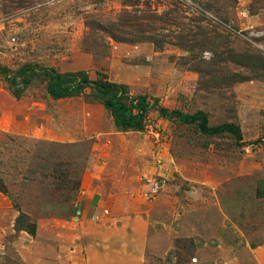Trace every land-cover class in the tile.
Here are the masks:
<instances>
[{
    "label": "rangeland",
    "instance_id": "374dc122",
    "mask_svg": "<svg viewBox=\"0 0 264 264\" xmlns=\"http://www.w3.org/2000/svg\"><path fill=\"white\" fill-rule=\"evenodd\" d=\"M26 64L104 73L239 135L156 110L122 131L84 95L38 77L16 98L0 76V264H257L264 0H0V65ZM86 199L112 202L104 219L84 221Z\"/></svg>",
    "mask_w": 264,
    "mask_h": 264
},
{
    "label": "trees",
    "instance_id": "16d2710c",
    "mask_svg": "<svg viewBox=\"0 0 264 264\" xmlns=\"http://www.w3.org/2000/svg\"><path fill=\"white\" fill-rule=\"evenodd\" d=\"M0 76L4 77L9 91L16 98H19L38 77L45 80L46 92L54 100L84 95L90 99L88 101L101 104L110 114L115 127L122 131L142 132L149 112L156 110L161 117L178 119L182 124H195L206 135L226 132L239 135V130L232 124L207 125L202 112L186 114L159 107L156 100L151 101L147 96L133 95L128 85L110 81L106 74L101 72L92 80L86 70L60 72L54 68L26 64L12 71L0 65ZM87 89L89 93L85 94ZM15 230L24 231L34 237L36 224L26 221V216L20 213L15 220Z\"/></svg>",
    "mask_w": 264,
    "mask_h": 264
},
{
    "label": "crops",
    "instance_id": "0c3cea01",
    "mask_svg": "<svg viewBox=\"0 0 264 264\" xmlns=\"http://www.w3.org/2000/svg\"><path fill=\"white\" fill-rule=\"evenodd\" d=\"M255 191H256V196L258 197V200H262L264 201V179L259 180L256 183V187H255ZM89 202L87 199L84 201L85 205L83 204V206L85 207L82 212H83V218L84 221L89 220L90 218L93 219V217L96 219H104V212L110 209L112 202L106 200L103 202ZM90 217V218H89ZM78 219V218H77ZM76 218L74 220H77ZM76 222V221H75ZM78 222V220H77ZM76 222V223H77ZM102 244V243H101ZM60 247V246H59ZM61 247H64L63 245ZM67 247V246H66ZM256 250V263L257 264H264V244L263 245H259L257 247ZM59 260V259H57Z\"/></svg>",
    "mask_w": 264,
    "mask_h": 264
},
{
    "label": "built area",
    "instance_id": "2783aa9c",
    "mask_svg": "<svg viewBox=\"0 0 264 264\" xmlns=\"http://www.w3.org/2000/svg\"><path fill=\"white\" fill-rule=\"evenodd\" d=\"M158 188H159V185L156 182L152 183L150 185V192L149 193L151 195L155 194L158 191Z\"/></svg>",
    "mask_w": 264,
    "mask_h": 264
}]
</instances>
